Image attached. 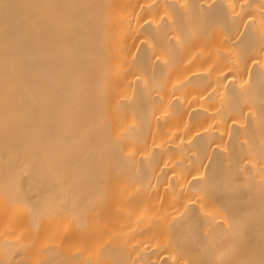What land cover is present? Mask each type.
Wrapping results in <instances>:
<instances>
[{
	"label": "bare ground",
	"instance_id": "6f19581e",
	"mask_svg": "<svg viewBox=\"0 0 264 264\" xmlns=\"http://www.w3.org/2000/svg\"><path fill=\"white\" fill-rule=\"evenodd\" d=\"M0 264H264V0H0Z\"/></svg>",
	"mask_w": 264,
	"mask_h": 264
}]
</instances>
